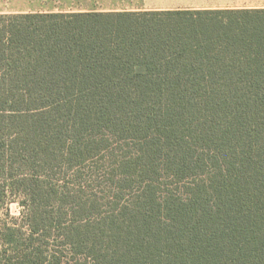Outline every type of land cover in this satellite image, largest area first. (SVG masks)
I'll return each mask as SVG.
<instances>
[{
    "label": "trees",
    "instance_id": "16d2710c",
    "mask_svg": "<svg viewBox=\"0 0 264 264\" xmlns=\"http://www.w3.org/2000/svg\"><path fill=\"white\" fill-rule=\"evenodd\" d=\"M90 162L140 201L92 220L61 174ZM0 178V207L22 208L0 264H61L50 243L96 264H264V9L0 14Z\"/></svg>",
    "mask_w": 264,
    "mask_h": 264
},
{
    "label": "rangeland",
    "instance_id": "374dc122",
    "mask_svg": "<svg viewBox=\"0 0 264 264\" xmlns=\"http://www.w3.org/2000/svg\"><path fill=\"white\" fill-rule=\"evenodd\" d=\"M107 163V162H106ZM96 164L94 162L85 163L84 165L74 167L73 169H65L63 168V172L61 173L64 176L63 183H66L69 186V189L71 190V198L70 200L79 201L81 199V195L83 196L84 200H90L92 199L96 206L92 210L94 212V215L92 220H95L96 217L103 216H113L115 214L121 213V206L123 203L129 202L132 200L131 208L133 204L140 201L138 198V193H136V189L138 187L137 183L135 182L134 187L132 191L127 188L124 193L123 197L121 199H116V197H113L112 189L114 186L118 184L117 181L111 180L110 175L112 172L113 167L107 164L101 171H99L98 177H90V169H95ZM106 170V175L103 178L102 172ZM116 177L120 175L119 171H116ZM1 179V178H0ZM115 179V178H114ZM160 181V189L163 193L165 191H169L168 189H172L173 193H178L177 190H185L183 188L184 184L183 182L180 183V180H174L173 177L165 176L164 174H161L159 176ZM176 181V182H175ZM140 186V184H139ZM75 193V194H74ZM75 196V197H74ZM77 196V197H76ZM21 206L19 205L18 201L13 198L12 196L5 197L4 203L0 207V225L2 223H10L14 225H21L22 219L21 217ZM79 219L82 218L81 215L78 216ZM66 221H70L72 217L67 216ZM83 221V220H81ZM130 224V217L129 215H125L123 225L128 226ZM23 231L25 233V236L28 237V231L26 227L23 225ZM25 240L23 239L19 244L21 247V252L26 253L28 251H32L31 247H26L24 243ZM124 243V242H123ZM120 242L118 246H110L108 251L109 253H114L117 263L119 260V257L127 252L128 244ZM5 247V246H4ZM104 248L108 249V247L104 244ZM46 250V254L56 252L61 254L62 256V262L61 264H96L94 263L93 259L91 257H86L85 255H77L73 256L72 250L69 249L66 245H53L50 243L48 247L43 248ZM121 259V258H120ZM121 262V261H120ZM45 264H49V261H46Z\"/></svg>",
    "mask_w": 264,
    "mask_h": 264
},
{
    "label": "crops",
    "instance_id": "0c3cea01",
    "mask_svg": "<svg viewBox=\"0 0 264 264\" xmlns=\"http://www.w3.org/2000/svg\"><path fill=\"white\" fill-rule=\"evenodd\" d=\"M264 9V0H0V14L188 13Z\"/></svg>",
    "mask_w": 264,
    "mask_h": 264
}]
</instances>
